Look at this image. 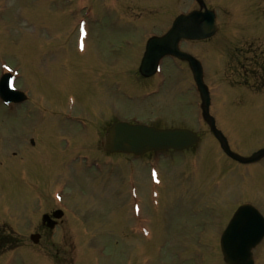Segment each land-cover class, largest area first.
<instances>
[{
    "label": "rangeland",
    "instance_id": "1",
    "mask_svg": "<svg viewBox=\"0 0 264 264\" xmlns=\"http://www.w3.org/2000/svg\"><path fill=\"white\" fill-rule=\"evenodd\" d=\"M230 1L220 0L218 7V2L206 0L208 6L220 12L221 29L209 40H185L180 47L201 58L206 71L205 82L211 90V113L232 148L247 155L264 148V94L249 93L240 85H232V79L245 80L240 72L231 76L230 72L239 71L240 65L247 69V62L241 64L235 57V47H239L238 43L247 35L244 31L240 37L228 35L231 29H226L230 25L226 12ZM251 1L242 0V5L248 6ZM86 4L89 5L88 0H0V72L14 71L17 87L23 89L29 83L33 95L43 96L48 104L55 99L59 101L66 91H75L77 106H104L105 95L98 100L84 78L89 63L86 69L73 70L76 71L73 76L59 79L53 67V56H43L48 54L47 47L40 55L36 46L52 45L56 39H72L82 47L75 57L76 64L101 54L107 58L101 64L123 63L125 72L114 78V83L118 81L125 87L126 94L114 97L116 90L112 88L107 97L108 109L127 118L149 116L148 119L154 120L156 117V122L159 121L156 124L187 126L201 135L193 154L164 152L157 155L155 163L164 190L162 200L169 201V217L162 226L156 227L160 231L155 229L150 243H146L151 247L149 254L154 255L156 249L154 264H167L170 260L171 264H223L217 248L215 250L216 235L205 232L203 239L196 236L209 222L214 225L216 221H223L224 226L237 199L253 202L264 213V159L242 166L248 168L245 175L239 166L225 158L201 114L200 96L185 62L165 59L161 66L164 78L161 74L158 79H142L135 73L146 38L165 31L179 13L196 9L198 4L194 0H92L93 26L85 27L86 34L79 42L78 27L74 23ZM240 18L233 17V22ZM123 39H132L135 46L124 43ZM238 73L239 77L234 76ZM150 87L160 88L149 94ZM149 103L154 106H148ZM24 117L22 110L8 111V106L0 101V226L8 227L9 219L14 235L21 241V246L9 253H13L11 257L0 255V264H11L12 260L13 264H132L128 261L137 259L141 248L136 243L144 242L140 236L146 235L130 231L135 221L128 215L136 201L135 195L139 193L138 198H147L149 193L146 157H107L99 142L94 139L79 142L75 137L76 145L86 143L94 148L93 157L101 165L94 168L92 157L90 160L77 158L82 154L72 148L68 149L71 154L60 153L54 137L57 124L53 120L43 124L45 134L41 145L30 149L31 135L23 127ZM62 127L58 138L69 136L72 139L69 131L83 137L77 127ZM21 174L29 175L27 180ZM128 174L138 179L136 194L131 192L132 185L126 183ZM28 192L30 200L25 201ZM39 199L46 200L42 210L55 208L57 202L66 213L60 225L51 232H41L40 241L34 244L29 235L40 230L41 211L36 206ZM147 204L145 201L144 205ZM25 205L29 207L26 209ZM145 210V218H152V209L146 206ZM213 213H217L216 216ZM75 214L82 220L74 219ZM151 225L153 227V221ZM141 227L148 231L146 223H141ZM207 229L214 230L215 226L208 225ZM158 246H162V250L157 251ZM176 251L184 252L185 259H178ZM256 252L259 264H264V243ZM133 264H138V259Z\"/></svg>",
    "mask_w": 264,
    "mask_h": 264
},
{
    "label": "flooded vegetation",
    "instance_id": "2",
    "mask_svg": "<svg viewBox=\"0 0 264 264\" xmlns=\"http://www.w3.org/2000/svg\"><path fill=\"white\" fill-rule=\"evenodd\" d=\"M88 1H89L88 7L90 8V12H91L93 9L91 7L92 0H88ZM214 1L215 3L218 2L216 4L219 7L220 0H214ZM230 3L231 6H229V8L231 10L230 9L227 10L226 13L229 16L228 19H230L229 24L232 34L235 37L237 36L240 37L241 32L244 31V34L247 35L246 39L238 43L240 44V46L235 47V52H236L235 57H237V61H239V63H242V59H240V57L242 58V55L245 53H251L248 57L245 58L247 61V69L245 68L244 65H240L239 71L232 70L231 72L232 73L240 72L242 69L245 68L244 74L245 77H249L250 80L249 85L251 87L256 88L263 85V80H262L263 74L261 72L260 75V72L257 71L260 67L264 69V0H253L248 6H243L242 0H231ZM238 16L241 17L240 21L233 22V17H238ZM106 17L104 19H106ZM87 26L92 28L93 25L91 22H89ZM222 28L224 27L222 26ZM123 42L131 43L135 46L134 41L132 39L130 40L127 39V41H123ZM38 47L40 51H42L44 47H47L48 49L47 52L52 53L51 55L53 56L52 57L53 67L55 71L59 74V79H65L67 75H72V76L74 75V73L76 72L73 71L76 68L75 57L76 55H78V52L80 51H78L77 48L78 46L74 43L72 39H64V40L56 39L54 41V44L52 45L40 44L38 45ZM45 56H50V54H47ZM104 60H107V58H105L102 54L99 56L94 55L91 56L90 58L89 57L85 58V63H89L90 66L87 67L88 69L86 73L87 76H84L86 83L89 85L90 89L94 92V94H97L98 100L101 99L103 95H105V98L103 100L101 99L102 102L104 103V106H82V105L77 106L76 97L78 98V94L75 91L64 92L61 95L59 101L55 99L51 104L48 103L46 104L44 102L41 103L36 102L31 104L24 102L21 103L23 114H25L23 120V127L25 126L24 128H26L25 130L26 132L28 131L30 132L31 136H29L28 143L32 145V149L37 148L38 144L41 145L42 143L41 137L44 136L45 134L43 124L45 122L50 123L51 120H53L57 124V127L54 130L55 131L54 137L58 142V148L60 153L64 155L71 154L69 152L70 150L68 149L72 148L71 150L80 152V154L85 153L82 154V156L81 155L78 156L85 158H90L95 156L93 155L95 151H93L94 148H92V145L89 146L86 143H80L76 145L75 137H78L77 139L79 142H83V141L92 142V139H94V141L100 143L99 146L102 149L103 138L106 128L112 122L124 117V115L120 116L121 114H119V112L107 108L109 102L107 97L111 94L112 88H115L116 90V94H114V97L121 93L126 94L125 87L120 86L118 84V81L114 83V78H116L117 76L119 77V75L122 72H125L124 64L123 63L112 64L109 61H107L105 64H101V62ZM135 73H137V70L135 71ZM154 76L155 74L152 75L151 78ZM30 87L31 86L28 83V87H25L23 90L29 89ZM154 87H150L151 89L148 91L149 94L155 93L156 89ZM148 106H154V103L153 104L149 103ZM85 113H89V114L86 115ZM62 126L77 127L78 129L77 132L82 133L81 136L83 137H79L73 131H69L68 135H71L72 139L69 136L58 138L59 133L62 132V130L64 129ZM6 128L8 133V126ZM60 143H62L61 148H60ZM50 178L51 177H49L48 180H50ZM48 180L45 182H48ZM26 185L33 186V183L32 184L26 183ZM45 186H47V183H45ZM45 201L46 200L39 199L38 200L39 203L38 205H36L38 207V210L41 211L40 216H42L46 212L51 213L54 209H56L55 207V208H50L48 210H42ZM157 202H161V204L159 205V210L157 209L158 212L161 213L165 209L164 205L162 204L163 201H157ZM28 205H25L26 209L29 207ZM36 206H34L33 210L37 209ZM39 222L40 223L38 224V229L40 230L39 231L37 230L35 232L41 234V232L52 231L49 230L50 227L47 226V223H50V221H46V223H42V221H40L39 219ZM61 222H63V220H58L57 223L53 224V226L56 227L60 225ZM153 222L154 224L158 223V219L156 216L154 217ZM138 226H140V224H138ZM11 228L12 227L10 225H8V230H7V226H0V238L10 239L14 235V233L11 232L12 231ZM149 249H151L150 245H149ZM2 250L3 248H0V251ZM6 251H4V253L6 252L7 254L6 258H8V247ZM2 253L3 252H1L0 255ZM138 264H140L139 261Z\"/></svg>",
    "mask_w": 264,
    "mask_h": 264
},
{
    "label": "water",
    "instance_id": "3",
    "mask_svg": "<svg viewBox=\"0 0 264 264\" xmlns=\"http://www.w3.org/2000/svg\"><path fill=\"white\" fill-rule=\"evenodd\" d=\"M198 1L201 2L202 0ZM214 31V13L211 10H194L188 14H181L177 16L171 28L166 34L161 37H153L148 41L145 54L142 58L141 70L145 74L152 73L158 59L166 54H173L182 59H187L191 65L195 82L201 92V96L204 102V115L208 119L211 129L220 141L222 147L230 156L235 157L239 160H253L260 154L264 153V150L260 151L259 155L249 158L240 157L229 150L224 136L216 128L214 119L208 112L210 96L208 89L202 80L201 64L192 55L183 52L178 48V41L181 38H206L211 36ZM10 78V74H5L2 76L0 80V95L4 98L5 101L8 102L19 101L22 99L21 97H19V94L21 93L12 89ZM198 139L199 137L196 132L186 128L161 129L145 124H130L128 122L120 121L114 123L108 128L105 148L109 151L133 152L135 154H141L149 150H160L166 148H187L190 145L197 143ZM54 215L59 216L61 215V212L56 211L54 212ZM240 215L237 214L236 220L231 222V225L224 233V236L226 237H224L225 239L223 240L224 259L228 264H234V262H232V258L234 257L236 259L243 257L238 253L232 254L229 248V234L234 227L233 224L237 223V221L238 223H240ZM34 240L36 241L35 238Z\"/></svg>",
    "mask_w": 264,
    "mask_h": 264
}]
</instances>
